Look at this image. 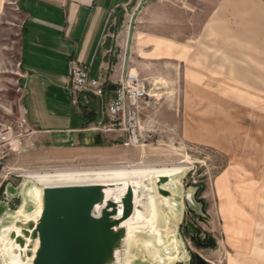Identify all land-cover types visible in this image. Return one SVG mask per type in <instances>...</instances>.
Wrapping results in <instances>:
<instances>
[{"label":"rangeland","instance_id":"obj_1","mask_svg":"<svg viewBox=\"0 0 264 264\" xmlns=\"http://www.w3.org/2000/svg\"><path fill=\"white\" fill-rule=\"evenodd\" d=\"M145 2L140 1L128 23L123 62L129 65L131 58L132 70L124 73L137 74L148 88L149 98L141 110L146 141L125 147L118 133L105 134L92 125L96 133L113 136L110 147L55 148L34 141L35 135L30 139L33 130L27 126L22 148L8 156L11 170L21 177L12 175L3 184L21 188L34 172L185 165L177 180L178 204L163 208L168 217V222L161 221L162 228L167 224L161 231L163 244L155 238H138L131 264H196V256L207 264H264V14L258 13L263 10L249 6L244 12L233 6L232 19L225 22L230 37L192 41L176 37L182 31L179 22L165 21L162 31L171 36L150 42L139 36ZM159 42L168 49L183 43L189 51L151 52ZM192 44L201 50L230 45V67L226 63L215 69L208 53L191 52ZM6 72L0 70L6 77H0V120L16 124L24 114L23 95L13 80L14 70ZM31 142L38 146L31 148ZM33 185L27 182L25 189ZM24 201L34 203L22 192L10 206L17 210Z\"/></svg>","mask_w":264,"mask_h":264},{"label":"crops","instance_id":"obj_2","mask_svg":"<svg viewBox=\"0 0 264 264\" xmlns=\"http://www.w3.org/2000/svg\"><path fill=\"white\" fill-rule=\"evenodd\" d=\"M140 1L0 0V70H14L13 80L22 87L23 111L33 130L30 139L35 135L34 141L55 148L110 147L109 138L113 136L98 134L91 126L104 117L121 74L132 68L131 58L129 65L123 62L124 48L128 23ZM145 4L139 36L150 42L171 36L162 31L167 28L165 21L179 22L182 31L176 37L194 41L200 37H230L225 22L231 21L233 6H240L244 12L249 6L258 7L263 10L258 13L264 14V0H146ZM161 43L150 51H189L183 43L169 49ZM191 48V52L208 53V62L215 69L225 68L226 63L230 67V45L201 50L192 44ZM73 64L86 66L90 78L104 81V97L89 88L85 91L88 102L72 103L69 72ZM29 145L38 146L32 142Z\"/></svg>","mask_w":264,"mask_h":264},{"label":"water","instance_id":"obj_3","mask_svg":"<svg viewBox=\"0 0 264 264\" xmlns=\"http://www.w3.org/2000/svg\"><path fill=\"white\" fill-rule=\"evenodd\" d=\"M183 169L170 175H51L45 180L27 175L21 188L8 182L0 200V264H131L138 238L163 242L161 231L167 224L162 228L161 221L168 222L163 208L178 204L177 180ZM27 182L34 187L25 189ZM22 192L34 203L24 201L16 210L10 203ZM20 208L22 214L17 213ZM158 257L163 261L161 254ZM196 264L207 263L196 256Z\"/></svg>","mask_w":264,"mask_h":264},{"label":"built area","instance_id":"obj_4","mask_svg":"<svg viewBox=\"0 0 264 264\" xmlns=\"http://www.w3.org/2000/svg\"><path fill=\"white\" fill-rule=\"evenodd\" d=\"M72 103L88 102L86 90L91 88L96 96L104 97L105 84L98 78H90L86 66L73 64L70 67ZM18 86L17 90L21 91ZM149 98L148 88L143 79L132 71L121 74L115 93L104 109V117L94 124V128L105 134L118 133L125 147H133L146 141L141 122V110ZM25 114V113H24ZM23 114L16 124L0 120V190L12 175L20 177L19 172L12 171L8 156L18 152L28 129L27 117Z\"/></svg>","mask_w":264,"mask_h":264},{"label":"bare ground","instance_id":"obj_5","mask_svg":"<svg viewBox=\"0 0 264 264\" xmlns=\"http://www.w3.org/2000/svg\"><path fill=\"white\" fill-rule=\"evenodd\" d=\"M0 135H2V129H0ZM185 165L182 166H178V167H165L162 169H155V168H142V169H124V168H99L98 170H82V171H76V170H65V171H61V170H56L55 173L52 174H37L36 172H34V176L38 177V180H45L46 178L44 176H58L59 178H83V177H87L90 174L92 175H96V177H120V176H145V175H150L151 172H159V175H170V174H174L178 171H180L182 168H184ZM187 168V167H186ZM154 170H158V171H154ZM51 176V178H52ZM40 194V190L39 188H35V195L38 199V206L40 204L39 201V195ZM161 200V199H160ZM164 200V199H163ZM162 203V200L160 201ZM18 214H22V208H20L17 211ZM158 232V230H157ZM148 243V242H147ZM149 244V243H148ZM176 259V258H174Z\"/></svg>","mask_w":264,"mask_h":264}]
</instances>
